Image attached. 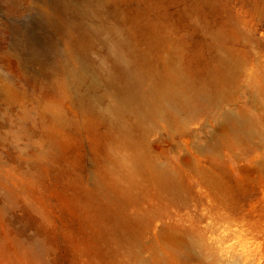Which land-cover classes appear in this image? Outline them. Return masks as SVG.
I'll use <instances>...</instances> for the list:
<instances>
[{"label": "rangeland", "instance_id": "374dc122", "mask_svg": "<svg viewBox=\"0 0 264 264\" xmlns=\"http://www.w3.org/2000/svg\"><path fill=\"white\" fill-rule=\"evenodd\" d=\"M223 26L242 31L246 41L231 29L215 37ZM152 27L169 32L191 65L207 58V42L212 51L231 48L264 87V67L258 66L264 65V0H0V264L22 246L39 262L95 261L85 246L100 250L102 262L118 248V261L124 249L113 242L115 223L139 207L161 205L151 186L146 196L139 186L131 190L135 200L123 197L129 179L110 168L112 126L90 107L104 80L118 73L115 50L125 43L145 48ZM235 82L227 91L233 107L264 123V100L252 101L254 82ZM213 127L202 118L188 122V145L203 149ZM156 134L148 137L153 148L184 166L187 154L173 151L164 132ZM212 153L227 205L219 207L209 187L190 177L182 183L187 203L170 209L178 214L174 220L195 222L192 249L181 227L166 218L141 221L132 229L141 243L159 246L135 253L132 264H243V257L264 264V148L253 140Z\"/></svg>", "mask_w": 264, "mask_h": 264}, {"label": "bare ground", "instance_id": "6f19581e", "mask_svg": "<svg viewBox=\"0 0 264 264\" xmlns=\"http://www.w3.org/2000/svg\"><path fill=\"white\" fill-rule=\"evenodd\" d=\"M225 28L223 26L215 30V37L223 38L227 34L225 32L231 29L243 43L246 41L242 31L233 27ZM148 37L151 41L143 49H134L129 43H125L115 50L113 62L118 73H112L104 80L103 92L95 97V103L90 107L98 116H105L112 126L110 137L116 143H113L110 151V168L118 171L122 178L129 179V190H124L123 197L135 200L136 192L131 190L139 186L146 196V186H151L158 189L155 194L161 205L139 207L115 223L114 230L122 235L116 233L112 239L115 244L123 247L122 259L114 260L117 258L116 254L120 255L118 248H115L110 255L112 258L102 262L99 259L102 256L100 250H90V246H85L84 250L93 253V256L96 254L97 258L81 264H132L130 259L134 258L135 253L139 256L142 249H151L154 253L159 243L142 244L140 233L136 234L132 230L134 223H149L153 219L166 218V222L181 227L187 236L185 246L192 249L195 244L192 238L196 231L195 222L187 216L174 220L178 214L170 209L187 203L188 191L183 189L182 183L190 177L199 179V183H205L210 192L217 196L215 199L219 207L224 208L228 202V198L224 197L227 195V186L222 183L220 171L214 170L215 165L211 163L212 152L230 151L237 144L253 140L264 148V123L261 117L237 105L233 107L236 101L233 94L227 93L237 80L254 82L256 93L252 99L253 104L260 105L263 102L264 87L255 82L257 80L253 76V68L248 66V62L223 45L212 51L207 42L204 47L207 58L200 65H191L185 58L182 60L183 48L170 40L169 32L159 34L152 27ZM243 48L244 46L238 50L244 52ZM258 66L264 67L262 64ZM97 76L98 72L95 71V87H98ZM200 118L204 124L215 126L203 149H199V144L190 147L186 140V136H189L188 122H195ZM160 131L164 132V138L170 145L173 142V151H184L187 154L182 157L184 166L179 161L167 162L164 150L156 151L153 148L148 137ZM202 152L203 157H199L198 154ZM203 159L204 163H201ZM215 191L225 192L217 195ZM123 224L126 225L125 229L122 228ZM166 236L170 238L171 234L167 233ZM138 243H141L140 250L134 248ZM243 258V264H251L254 259ZM6 259L7 264H52L39 262L23 246L21 253L13 256L9 253Z\"/></svg>", "mask_w": 264, "mask_h": 264}]
</instances>
